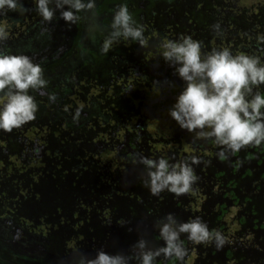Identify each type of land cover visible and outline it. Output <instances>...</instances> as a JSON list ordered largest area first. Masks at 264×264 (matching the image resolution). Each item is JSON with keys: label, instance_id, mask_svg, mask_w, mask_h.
Returning a JSON list of instances; mask_svg holds the SVG:
<instances>
[{"label": "trees", "instance_id": "16d2710c", "mask_svg": "<svg viewBox=\"0 0 264 264\" xmlns=\"http://www.w3.org/2000/svg\"><path fill=\"white\" fill-rule=\"evenodd\" d=\"M21 2L23 8L18 7L17 10H12L11 15V11L8 14L10 25H0L8 33L7 39L0 41V50L27 55L33 63L41 65L43 70L57 65L61 57L75 47L79 37L78 29L82 24L76 23L75 35L70 41L67 39V43L62 46L64 50L61 51L62 49L53 46L56 44L55 35L63 28L59 12L51 22L44 21L38 14L34 1ZM29 5L35 8L33 16H28L29 12L25 14L24 10ZM139 9V6L133 5L130 10L137 14ZM233 11L238 12L236 22L250 18L246 16L245 12L250 9L245 4ZM2 15L5 14L0 13ZM12 21L18 23L17 31L12 29L15 28ZM103 41L104 38H98L96 46L100 51L97 53L91 50V56L81 62L83 70L78 82L72 79L69 86L62 87L61 82H53L49 75L44 76L50 78L47 80L45 95L39 96L35 91L29 90L38 105L36 118L10 132L0 130V264H78L85 250L77 231L79 224L83 219H89L91 210H95L99 219L105 221L110 216H115L116 210L121 209L122 214L115 216L116 222L120 223L127 217L122 212L125 210L119 206L120 201L127 197L126 194L137 200L139 204L136 210L139 211V208H146L149 200L150 207L146 212L151 213L152 224L158 226L164 218H160L161 213H168L165 206L159 207L156 202L170 192L164 191L158 198L152 196L147 187L140 193L130 188V185L133 184L134 187L137 183V179L132 180L129 175L134 167L136 171L145 174L147 179L145 167L138 162L139 157L142 155L154 160L166 158L173 164L181 161L191 163L192 156L198 157L196 151L215 152L218 147L213 139L198 138L196 132L181 129L171 118L169 109L185 85L175 74L174 68L163 59L161 45L145 44L146 47L144 45L142 50V46L136 43L138 46H133L131 52L113 45L105 54L101 51ZM132 42L135 44V41ZM50 45L52 51L49 52ZM139 48L152 56L147 57L144 67H141L144 59L138 55ZM111 50L115 62L128 73L129 77L125 82L113 80L114 71L110 64L113 61L110 62L108 57ZM58 74L59 71L56 75ZM257 88V93L264 95L261 85ZM52 93L55 95L54 101L48 98V94ZM90 106L95 107V110ZM77 109L86 114L82 116L79 111V117L74 118ZM155 118L158 119L154 122ZM198 143H202L201 146L198 147ZM245 154L250 156L251 153L246 151ZM72 159L74 160L70 163ZM201 159L205 160V157L201 156ZM43 164L50 166L49 175L55 177V182H59L57 185L61 187L58 189L54 186L58 191L55 199L59 198V190L68 189L66 182L71 183L69 185L73 195V191L80 186L79 183L75 184L76 177L83 171L90 170L87 173L88 179L93 178L94 183L88 187L104 203L95 206L94 202L98 199L90 198L88 202L77 195L68 215H65L67 217H56L57 214L51 211L44 212V215H38L35 219L29 217L27 210L19 206V201L23 199L21 192L29 188L33 197L38 198L41 193L36 184L40 179L47 178L45 172H40L39 166ZM43 169L46 171V167ZM69 172L73 176L71 180L67 176ZM244 172L249 174L250 169L245 167L242 173ZM99 185H105L106 189L99 190ZM12 187L20 189V194L10 191ZM173 196L177 201L179 196ZM108 200L114 203L109 204ZM126 203L131 207L129 202ZM131 203L134 204L133 201ZM218 204L217 206L223 205ZM54 209L57 212L58 207ZM149 233H156L157 236L154 229H147L142 234L145 236L144 240H147ZM181 239L188 240L183 237ZM94 248L99 249V246L95 245ZM132 264L138 262L134 260Z\"/></svg>", "mask_w": 264, "mask_h": 264}, {"label": "clouds", "instance_id": "9594fccd", "mask_svg": "<svg viewBox=\"0 0 264 264\" xmlns=\"http://www.w3.org/2000/svg\"><path fill=\"white\" fill-rule=\"evenodd\" d=\"M34 2L44 21L51 22L59 12L60 18L69 25L80 19L79 13L91 12L96 7V0ZM18 7L23 8L21 0H0V11ZM110 29L101 47L105 54L121 39L138 42L141 46L146 43L143 26L137 25L126 4L114 10ZM7 37L6 29L0 27V41ZM161 47L163 59L185 85L169 109L171 118L181 129L196 132L198 138L213 139L222 148L221 156L225 151L235 153L246 146L264 143V95L253 91L264 84V63L260 57L234 55L228 48L213 49L202 56L201 43L191 36L166 40ZM47 84L41 65L33 63L29 56L0 50V130L10 132L34 120L38 105L29 90L45 95ZM48 98L54 101L55 95L48 94ZM78 117L79 110L74 118ZM190 160L191 163L173 164L166 158L154 160L141 155L138 162L146 169L144 185L150 194L159 198L164 191L175 196L189 193L199 179L192 165L201 163L196 156ZM158 231L163 241L161 247L151 249L147 241L140 238L132 245L130 254L98 250L91 258L82 255L78 264H132L134 260L138 264H155L160 256L183 261L187 249L181 240L182 234L194 244H214L217 249L227 242L223 233L210 231L199 217L178 222L168 213L158 224Z\"/></svg>", "mask_w": 264, "mask_h": 264}, {"label": "rangeland", "instance_id": "374dc122", "mask_svg": "<svg viewBox=\"0 0 264 264\" xmlns=\"http://www.w3.org/2000/svg\"><path fill=\"white\" fill-rule=\"evenodd\" d=\"M98 1L96 0V7L91 12H81L82 17L79 15L81 19L78 23L82 24V26L78 29L77 46L75 44V47L69 50L68 54L58 63L56 68H45L43 76L56 74L58 72L57 68H61L60 65L62 68L70 69L73 61L80 60L83 55L87 56L91 50L97 48L96 40L98 38L102 39V36L99 35V32L95 28L102 25L101 20H103V16L105 15L104 12L98 9ZM34 6L29 5V8L24 10L26 11L25 14L29 12L28 16H33ZM2 11L0 13L5 15L0 16V25L8 27L11 23L8 19V14L10 11V15L13 12L7 8ZM76 23L69 25L64 20L61 21L64 31L61 29V32H58L59 36L58 34L55 35L56 44H53V46L55 45V47L63 51L64 48L60 46L67 43L68 38L70 41L75 35L77 30ZM13 25L15 28L12 27V29L16 30L19 27L17 22H14ZM261 88L264 89V84L261 85ZM35 92L39 96H42L39 92ZM44 92H46V88ZM80 112H82V116L86 114L83 110ZM157 119L155 118L154 122ZM53 123H55L54 120ZM201 144L198 143V147ZM205 147L207 148L208 145ZM253 147H256V149H253ZM196 150L200 149L196 148ZM200 151V153L196 151L197 156L200 160L201 156H204L205 160H201L200 164L192 165L195 174L199 178L192 186V190L187 194L177 197V201L173 194L170 193L167 196L160 197L156 204L159 207L165 206L166 212L175 215L178 222H186L199 217L208 225L209 230L212 229V231L223 233L227 238V242L222 248L217 249L214 244L197 245L191 241L181 239L184 247L187 249V255L183 261L160 256L156 259L155 264H220L221 261H224L226 264L229 261H231V264H239L242 260L244 264H249L251 260L264 256V148L258 149V146L249 145L235 153L225 151L224 156L219 155L222 151L220 146L215 149V152ZM246 151L251 152L250 156L245 154ZM39 167H41L40 172H45L47 176L45 179H40L36 184L41 194L36 199L33 197L31 189L25 188L21 192L23 199L19 201V206L27 210L29 217L35 219L38 215H44V212L48 213L50 211L57 214L56 217H67L65 215H68L72 208L73 199L77 195L80 196L81 200L98 199L94 202L95 206L99 203H104L102 199H99L100 196L97 197L95 192L88 187L89 184L94 183L93 178L88 179L87 173H90V170L83 171L79 174V177H76L75 184L79 183L80 186L78 190L73 191V195L69 185L71 183L68 184L66 182L68 189L59 190V198L55 199V194L58 191L54 186L61 189L57 185L59 182H55V177L49 175L50 166L48 164H43ZM44 167H46V171L43 169ZM245 167L250 169L249 174L242 173ZM134 168L129 175L132 180L137 179V183L134 187L133 184L130 185V188L132 190L134 188L136 192L140 193L145 187L144 181L146 178L145 174H142L139 170L136 171V168ZM218 170L223 171L218 172ZM134 171L137 172L136 177ZM71 174V172H69V175L67 173L70 180L73 178ZM86 179L88 180L86 181ZM66 180L68 181V178ZM97 188L103 191L106 189V186L99 185ZM230 189L232 194H230ZM10 191L20 194L21 190L12 187ZM47 192L50 194H47ZM45 194L47 195L45 196ZM126 196V198L120 201L119 206L122 210H125L122 212L127 217H124L120 223L116 222L115 216L122 214L121 209L115 211V216L112 215L113 218L112 216H108L109 218L105 221L99 219L95 210H91L88 214L89 219H83L82 223L79 224L77 231L82 239L83 247L87 251L85 252L84 250V255L89 258L94 257L97 253L96 250H103L109 254H116L117 252L130 254L134 242L140 238L145 239V236L142 234L147 229H154L157 232V236L156 233L154 235L149 233L147 240H145L148 247L155 249L163 245V241L159 236L158 226L152 224V215L146 212L150 207L149 200L147 201L146 208H139L141 210L139 211L136 210L137 204H139L137 200L133 196L129 197L128 194ZM131 200L134 204L131 203ZM126 202H129L131 207H128ZM107 203L111 204L114 202L108 200ZM218 203H222L223 205L217 206ZM55 205L58 207L57 212L54 209ZM23 213L25 214V212ZM81 213L85 214L84 210H81ZM165 216V213H161L160 218ZM242 216L243 218H241ZM181 237L187 238L185 234H182ZM95 245L99 246V249H93ZM228 246L233 251V257L231 258L225 257L223 254L224 248ZM38 249H41V247H38ZM40 253L44 254L43 251Z\"/></svg>", "mask_w": 264, "mask_h": 264}, {"label": "flooded vegetation", "instance_id": "af4514ba", "mask_svg": "<svg viewBox=\"0 0 264 264\" xmlns=\"http://www.w3.org/2000/svg\"><path fill=\"white\" fill-rule=\"evenodd\" d=\"M120 4H126L137 25L143 26L147 46L151 44L162 46V43L166 40L175 41L182 36H191L203 45L201 48L202 55L210 54L213 49L228 48L234 55L241 53L255 55L260 57L261 62L264 63V0H99L97 3L98 9L104 12L105 15L101 20L102 25L95 29L102 36V39H105L111 31L110 24L113 12ZM242 4L247 5V8L250 9L249 12H245L246 16L250 18L236 22L238 12L233 10ZM133 5L140 7L137 14L135 11L131 12ZM79 15L81 16V13ZM217 25L218 28L215 27ZM62 30L64 31V27ZM121 40L122 42L119 41L114 45H117L123 51L125 49L131 52V48L133 46L136 48L138 46L136 43L139 44L138 42L134 44L131 40ZM48 48L49 52L52 51V46H48ZM153 49L155 50V48ZM93 50L98 53L100 48ZM142 50H144V45ZM112 52L113 50H111L108 57L110 62L113 61V64L110 63L114 71L113 80L114 82H125L129 77L128 73L124 72L118 62H115ZM138 52V55L144 59L141 65V67H144L146 66L147 57L151 58L152 56L147 54V51L142 52L140 48ZM90 53L87 56L83 55L78 61H73L70 69L62 68L60 65L61 68H57L58 75L48 74L52 78L51 81L61 82L62 87L69 86L68 84L72 79L74 82H78L81 78V70H83V66L80 64L91 56ZM64 56L61 58L63 59ZM57 65H54L53 68H56ZM45 79L49 80L50 78L45 77ZM257 89L254 92H257ZM79 93L82 92L79 91ZM90 107L95 110V107ZM257 146L258 149L264 148V143ZM253 149H256V147H253ZM201 160L203 161V159ZM232 252L229 246L223 250V254L228 258L233 257ZM220 264L226 263L221 261ZM228 264H231V261ZM239 264H244L243 260ZM249 264H264V256L251 260Z\"/></svg>", "mask_w": 264, "mask_h": 264}]
</instances>
